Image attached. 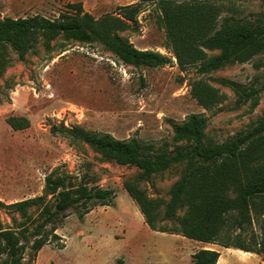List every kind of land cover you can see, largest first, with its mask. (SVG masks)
I'll list each match as a JSON object with an SVG mask.
<instances>
[{
  "label": "rangeland",
  "instance_id": "obj_1",
  "mask_svg": "<svg viewBox=\"0 0 264 264\" xmlns=\"http://www.w3.org/2000/svg\"><path fill=\"white\" fill-rule=\"evenodd\" d=\"M209 1L223 6L221 17L252 19L261 10L259 0ZM137 2H141V11L136 22L119 34L137 48L167 56L170 61L163 66L125 64L98 42L79 43L61 35L52 40L50 49L39 41L23 60L8 51L0 75V201L10 203L41 194L44 176L56 167L89 187L114 191L111 205H97L82 218L71 211L56 229L59 239L45 244L26 264H114L119 257L124 264H193L194 251L218 249L179 234L152 230L123 187L124 180L134 177L138 168L102 160L88 144L52 128L80 127L119 139L136 137L156 152L174 147L173 122L201 113L208 119L207 137L223 141L262 116L264 88L255 103H238V95L218 79L260 88L264 51L245 62L228 63L205 73H199L194 65L181 68L166 46L160 12L151 0H0V17L40 14L55 18L62 11H72L70 4L80 3L84 11L98 18L119 15L123 6ZM95 55L109 61H98ZM199 78L224 95L210 109L191 93V84ZM11 115L25 116L29 126L14 130L7 122ZM181 170V164L172 166L141 181L140 186L149 195L168 200ZM31 211L37 215L38 210ZM12 218L19 219L0 207V227L12 226ZM262 257L259 255V261Z\"/></svg>",
  "mask_w": 264,
  "mask_h": 264
},
{
  "label": "trees",
  "instance_id": "obj_2",
  "mask_svg": "<svg viewBox=\"0 0 264 264\" xmlns=\"http://www.w3.org/2000/svg\"><path fill=\"white\" fill-rule=\"evenodd\" d=\"M151 1L159 9L166 46L181 68L194 65L205 73L245 62L264 51V0H259L261 10L252 19L221 17L223 6L209 0ZM70 6L72 11H62L55 18L40 14L0 17V75L9 49L23 60L39 41L50 49L59 35L79 43L98 42L125 64L159 67L169 63L164 54L137 48L119 34L136 22L141 2L123 6L119 15L98 18L80 3ZM214 50L218 52L208 54ZM218 80L238 95V103H255L264 88V82L257 88ZM191 93L207 109L224 97L202 78L191 84ZM207 121L201 113H190L181 122H173L174 147L156 152L136 137L119 139L80 127L52 130L80 139L102 160L137 167L138 173L125 179L123 187L152 230L253 252L262 255L264 262V113L249 128L216 142L207 137ZM7 122L14 130L29 126L25 116L11 115ZM179 164L181 176L171 185L168 200L153 197L140 186L141 181ZM113 197L110 188L89 187L73 174L52 169L44 176L41 194L10 203L0 201V207L19 218H12V226L0 227V264L30 263L45 244L59 239L56 229L71 211L82 218L97 205H111ZM32 208L38 210L37 215ZM218 258L219 251L213 248L191 254L193 264H216ZM114 264H124L123 258Z\"/></svg>",
  "mask_w": 264,
  "mask_h": 264
},
{
  "label": "crops",
  "instance_id": "obj_3",
  "mask_svg": "<svg viewBox=\"0 0 264 264\" xmlns=\"http://www.w3.org/2000/svg\"><path fill=\"white\" fill-rule=\"evenodd\" d=\"M213 245L218 247V249H213L219 251V258L216 264H264L263 261H259V255L256 253L247 252L234 247H223L217 244Z\"/></svg>",
  "mask_w": 264,
  "mask_h": 264
},
{
  "label": "built area",
  "instance_id": "obj_4",
  "mask_svg": "<svg viewBox=\"0 0 264 264\" xmlns=\"http://www.w3.org/2000/svg\"><path fill=\"white\" fill-rule=\"evenodd\" d=\"M94 57H96V59L98 60V61H102V60H108L109 61V58H106V57H104V56H101V55H95Z\"/></svg>",
  "mask_w": 264,
  "mask_h": 264
}]
</instances>
